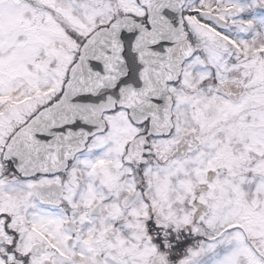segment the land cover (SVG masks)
Here are the masks:
<instances>
[{"label":"flooded vegetation","instance_id":"af4514ba","mask_svg":"<svg viewBox=\"0 0 264 264\" xmlns=\"http://www.w3.org/2000/svg\"><path fill=\"white\" fill-rule=\"evenodd\" d=\"M95 6L0 0L1 42L34 40L25 64L49 71L59 57L68 75L83 42L114 18L149 27L138 0L113 6L110 21ZM181 6L192 51L168 81L171 122L159 132L115 104L64 162L20 170L4 154L9 139L60 99L68 76L48 91L30 86L47 103L29 97L38 108L8 120L0 138V264H230L236 242L249 245L242 261L264 264V0Z\"/></svg>","mask_w":264,"mask_h":264},{"label":"water","instance_id":"95a60500","mask_svg":"<svg viewBox=\"0 0 264 264\" xmlns=\"http://www.w3.org/2000/svg\"><path fill=\"white\" fill-rule=\"evenodd\" d=\"M150 29L123 16L91 35L69 72L61 99L13 136L5 155L18 168L43 171L79 150L101 127V114L117 104L151 130L170 126L169 80L191 53L182 28V0H139Z\"/></svg>","mask_w":264,"mask_h":264},{"label":"rangeland","instance_id":"374dc122","mask_svg":"<svg viewBox=\"0 0 264 264\" xmlns=\"http://www.w3.org/2000/svg\"><path fill=\"white\" fill-rule=\"evenodd\" d=\"M101 1L102 0H92V5L96 3L93 12L99 14L100 18L102 17L103 19L107 20L111 19V16L116 13L117 10L118 12H122V10H125L127 5H130L134 0H103L102 3H100ZM113 6H118V8H116L117 10L113 8ZM0 26L4 27L6 25L0 24ZM18 27L22 28L21 25H19ZM6 30L10 31L9 29ZM15 32L21 33L19 30H17V28H15V31L13 33ZM20 38L22 37L15 36L14 34V37H7L4 39L3 42H1L0 39V98L4 101H7L5 105L4 103H0V138L3 137L2 132H4V127L5 125H7L8 120H14V122L16 120V122L19 123V121H22L24 119L26 113L32 112L33 110L35 111L37 105L34 102L32 103L35 104L36 107L31 105V108H28L30 105V101L28 103L25 102L28 101L29 97H31L30 100L32 101L41 100L40 106L47 103L49 97L46 98L47 96L45 97V95H40L39 97H37L40 99H35L36 96L34 93L36 92H34V90L32 92L30 86H38L41 83V85H39L40 88L43 90L47 89L48 91L50 85L56 80H58V77H65L68 71L65 66H62L61 64L59 65V57L55 64V67H53V70L49 69V71H46L44 68L33 67L30 64L26 65L25 61L22 60V58L20 57V53H31V49L34 48V40H31L29 43L25 44V40H21ZM35 51H38V45ZM32 55L34 60L37 56L34 52ZM23 102L24 105H22ZM212 122L213 120L207 122V124L209 123L210 125H212ZM240 239L241 235L240 237H237V241L240 242ZM228 240L229 238L226 239L224 242ZM208 246L212 247V244L210 243ZM236 246L235 247L237 248V251H233L232 254H234V257L236 256L235 259L237 258V261L233 260L230 264H246L245 261H242L241 256L244 253L248 254L250 252L249 245L246 242L245 244L242 242L241 245L240 243L236 242ZM230 253H226L224 255H229ZM252 259L254 262H256L255 256H252V258L249 259L248 262H252ZM218 263L220 264L221 260ZM223 264L229 263L223 262Z\"/></svg>","mask_w":264,"mask_h":264}]
</instances>
